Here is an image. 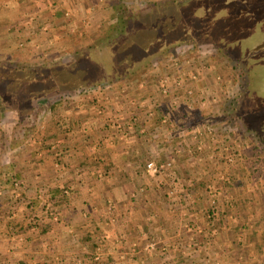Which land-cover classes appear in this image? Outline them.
<instances>
[{
  "label": "rangeland",
  "instance_id": "1",
  "mask_svg": "<svg viewBox=\"0 0 264 264\" xmlns=\"http://www.w3.org/2000/svg\"><path fill=\"white\" fill-rule=\"evenodd\" d=\"M152 1L141 0V4L147 7ZM108 2L88 0L97 4L93 9L98 14L76 12L64 24H57L50 15L39 17L50 21V28H73L57 38L70 43L67 53L60 51L66 56L76 46H85L98 32ZM172 37L168 32V39L163 37L151 56L122 72L125 76L116 73L97 87L85 86L65 94L61 104L66 112L59 108L53 113L56 128H62L54 143L49 141L53 135L45 130L52 114L48 101L38 100L32 105L31 99L35 90L42 91L48 84L52 87V79L50 73L44 78L38 75L44 81L41 90L29 65L49 67L57 76L55 82L83 80L82 69L49 65L57 57L42 54L55 50L37 46L39 39L36 46H27L28 41L2 37L0 67L8 73L0 74L8 75L16 89L5 88L16 91L15 99L28 104L20 108L24 113L19 117L24 121L16 127L18 117L0 116V131L7 135L9 153L5 165L12 164L15 171L28 163L25 168L38 171L24 173V180L0 173L2 182L8 184V197L0 202H29L21 223L32 230L26 242L36 244L18 252L9 249L0 257V264H264V160L258 159L248 132L226 116V111L240 101L244 76L234 57L222 48L182 40L170 47ZM79 102L97 114L90 118L97 128L103 125L99 128L103 135L98 136V143L85 145L81 151L73 147L64 158L62 153L71 149L65 143L72 139L73 130L67 126L66 114ZM119 105L124 107L120 116ZM155 106L170 126L146 128L140 123L137 116H149ZM6 118L12 123L3 122ZM134 122L139 125L134 126ZM127 135H135L139 141L133 159L128 157L132 156L126 151L128 147L121 154L117 151L120 143H113L114 138L123 141ZM103 136H107V143ZM99 144H103L102 152L93 151ZM30 149L38 160L29 158ZM13 151L20 152L21 158L10 156ZM110 151L122 157L110 160ZM80 156L90 160L81 165ZM149 161L162 166L161 172H147ZM101 165L120 171L93 174ZM65 202L85 205L81 210L71 209L76 220L69 225L61 212ZM5 206L0 205L1 225L9 215ZM21 223L5 224L11 227L9 232L16 239L12 241L18 244L24 241L19 234L23 233Z\"/></svg>",
  "mask_w": 264,
  "mask_h": 264
},
{
  "label": "trees",
  "instance_id": "2",
  "mask_svg": "<svg viewBox=\"0 0 264 264\" xmlns=\"http://www.w3.org/2000/svg\"><path fill=\"white\" fill-rule=\"evenodd\" d=\"M144 7L141 0H110L101 13L102 26L89 43L77 46L70 55L49 61L51 66L62 64L66 65L65 69L71 66L81 68L83 80L67 82L63 79L62 82H55L57 76L49 67L43 68L40 65L35 68L29 65L33 77L42 75L44 78L50 73L52 79V87L48 84L44 89V81L39 77L38 87L44 90H35L31 96L32 105L38 100H47L49 103L52 114L47 122L49 124L45 126L47 135L57 136L62 132V128H56L53 113L59 108L66 112L61 104L65 94L85 86L97 87L109 78H114L116 73L125 76L128 69L151 56L152 49L158 47L162 38H167V33L171 31L175 37L169 39L170 47L178 45L181 40L201 41L211 43L216 49L222 48L225 54L235 58L233 60L238 63L236 66L244 76V84L240 101L226 111V116L230 117L229 122L232 120L236 126L248 132L258 159L264 160V0H155L145 9ZM192 32L195 36L193 39L190 36ZM16 66L18 70L21 69L20 65ZM253 68L256 69L249 77ZM2 72L8 73L7 69L0 67V73ZM7 76L0 74V102L4 101L0 104V116L18 117L16 127L24 121V109L20 108L28 104L23 105L18 97L15 99L16 91L5 88L9 86L12 90L16 89ZM80 103L78 104L83 105ZM153 110V116H137L142 125L146 128L170 126L162 119L163 112L160 113L162 110L158 106ZM85 119L86 116L80 114L77 106L66 114L67 126L73 128L72 136L82 134V138L87 141L89 138L82 133ZM8 120L12 123L11 119ZM8 120L6 118L3 122L8 124ZM138 125V122H134V126ZM0 138L4 142L7 140V135L2 130ZM101 167L104 174L109 169L107 165ZM10 175L13 179L17 178L13 173Z\"/></svg>",
  "mask_w": 264,
  "mask_h": 264
},
{
  "label": "crops",
  "instance_id": "3",
  "mask_svg": "<svg viewBox=\"0 0 264 264\" xmlns=\"http://www.w3.org/2000/svg\"><path fill=\"white\" fill-rule=\"evenodd\" d=\"M76 1H78V2L73 3L74 2L73 0H0V42H1L2 37H6V39L8 38V40L11 38H17V39H21L24 41H28L27 46H29V45L30 46L31 45L36 46L38 44V41L40 40V43L37 46L43 48L44 50H46L47 47L53 48L52 50H55V51H51V54L44 53V54H42V56H44L45 58H50V59H52L53 57L54 58H56V57L60 58L61 56H64V54L62 55L61 52H63L64 51L63 49H65V52L67 53L68 52V46L70 43L69 44H68V42L65 43V40L63 41V40H60L57 38L60 37V36L58 37V35L61 34L62 32H64V31H66L64 33L70 32V30L73 28H69V31L67 29L61 31L60 27H63V25H61V26L56 25L55 28H50V26H53L52 24L49 23L50 21H47L45 19H41L39 16L50 15V16L54 17V20H55V22H57V24L58 23L64 24V23L68 22L66 19L70 18L76 12L84 14L85 16L91 15L93 13L98 14V12L94 11L95 9H93V7H95L97 5L96 3L90 4V3H88V0H76ZM9 4H12V5H9ZM71 6H73V8ZM69 7L72 8V11H70V12H68ZM46 17L48 18V16H46ZM71 24H73V23L71 22ZM76 25H77V23H76ZM37 32H39V33L37 34ZM33 33H34V35H33ZM9 34H11L10 35L11 37L9 36L10 38L8 37ZM39 34H41V35H39ZM27 39H30V41ZM37 39H39V40H37ZM34 41H36V42H34ZM58 42H60V43H58ZM5 45H8V43H5ZM54 47H56V49H54ZM43 49H41V51H43ZM58 52H60V54H57ZM79 104H81V103L79 102ZM79 104L77 103V108L80 109V114L82 116H86L85 122L83 123V128H85L84 131L86 133L83 135H85L86 137H87V135H90V136H88L89 140L85 141L82 138L83 137L82 134H80L78 136L76 135L75 137L72 136V139L68 140L69 143L68 142H67V144L65 143V147H68L71 149H68V150L64 151L65 153H62L63 155H65L64 158H66L67 155H69L70 153L73 152L72 148L75 146H77L78 149L81 151L84 149L83 147L85 145H88V144L90 145L92 143H94V144L98 143L100 133L102 134V131H100L99 128L102 127L103 125L100 124L99 128H97L95 125V122L91 121V118L95 117L97 115L94 112V110L93 109L87 110L83 107V105H79ZM122 109H124V107L119 105V108H118L119 115L118 116L122 115V113L124 112ZM92 112H93V115H90V114H92ZM133 136L135 138L134 137L132 138V136H128L127 138H124L127 141H125V140L122 141L121 139L119 140L118 138H114V141H113V143L114 142L120 143L117 151L118 152L121 151V152H119L121 154H124V148L128 147L126 151L128 152L129 155L132 154V156H128L130 159L134 158L135 155H133V154H135L134 152L136 151L137 148H139V145H138L139 141L135 135H133ZM15 138L18 139V137H15ZM53 138H55V140H57L58 135L53 136L52 138L49 139L50 142L54 143L55 140ZM3 142H4V140H2L0 138V173H2V174L6 173L7 175H9L10 173H13L18 178H21L22 180H24V178H25L24 173L30 174V170H32L33 173L38 171V170H36V171L33 170V167L32 168H25L26 166H28V163H26L25 165L20 164V166L22 168H18L19 170H15V171L12 170V168H14L12 164L9 166L5 165V163H7L9 153L6 152V147H5L7 140L4 143ZM103 142L107 143V136L103 138ZM126 143H129V145H127ZM121 144H123V145H121ZM131 144H134L133 147L131 146ZM81 146H82V148H81ZM3 149H4V151H3ZM102 149H103V144L101 146L99 144L96 150H95V148H93L92 150L102 152ZM15 151H16V149H15ZM78 151H77V153H78ZM29 152L31 153V154H29L30 159H32V160H35V159L38 160L39 159V158H37L33 149L32 150L30 149ZM118 152H117V154H115L116 153L115 151H114V153L110 151V153H109L110 160H112L113 158H117V159L121 158L122 156L120 157L121 154H119ZM12 153L13 154L10 153V156L14 155L17 159L21 158L19 155L20 152L14 153V151H13ZM79 153H81V152H79ZM97 154L99 155V153H97ZM44 157L46 158L45 155H44ZM75 157H76V155L74 154L73 158H75ZM95 158H96V155H95ZM2 159L3 160L5 159L6 162L2 161ZM88 161L86 160L85 157L80 156L79 164L85 165ZM113 161H115V160H113ZM101 171L103 173L102 167L99 166V167H97V169L92 171V173L95 175H101L100 174ZM107 171L110 172L111 174H117V172L120 170H118L117 168L114 167L113 169L107 170ZM7 187H8V184H4L1 180V177H0V192H1L0 193V200L1 201H4V199H6L8 197V195H6V192L8 191ZM27 203H29V202H0V205H2V206H4L6 204L5 208H7V213L9 214L7 216V218L5 219V221L2 223V225L0 223V226H1L0 227V239L3 240V241H0V257L1 258L3 256V254H5L6 252H10L9 249H13L16 252H18L24 248H28V245H29V247L36 245L35 243L33 244L32 242H31L32 244L26 242L27 241L26 240L27 239V233H29V231H32V230L28 231L27 229L24 228L25 223L24 224H23V222L21 223V220L23 219L22 214L26 213V210H27L25 207V205ZM90 205H91V203H90ZM82 206H85V205H83V202H65V203H63V205H61V207H63L65 209L61 212L64 215H66L64 221L67 223V225H69L68 222L74 223L76 220V218L74 217L75 215L71 209L78 207V209L81 210V208H83ZM76 217H78V216H76ZM26 221L27 220H25V222ZM17 222L21 223L19 225V227L23 226V228H22L23 233H19V234L20 235L22 234L24 241L19 242V244L12 241V240L16 241V239L12 238L13 236L11 234L13 232L12 233L9 232V229L11 227L7 228L5 226L6 223L16 224ZM73 226H71V227H73ZM66 228L67 229L69 228V231H71L70 227H66ZM31 234H32V232H31ZM15 236H18V234L17 235L15 234L14 237Z\"/></svg>",
  "mask_w": 264,
  "mask_h": 264
},
{
  "label": "built area",
  "instance_id": "4",
  "mask_svg": "<svg viewBox=\"0 0 264 264\" xmlns=\"http://www.w3.org/2000/svg\"><path fill=\"white\" fill-rule=\"evenodd\" d=\"M165 92V90H164ZM161 168L162 166H158L157 164H155L153 161H149L146 163V170L147 172L151 173V174H157L161 172Z\"/></svg>",
  "mask_w": 264,
  "mask_h": 264
}]
</instances>
